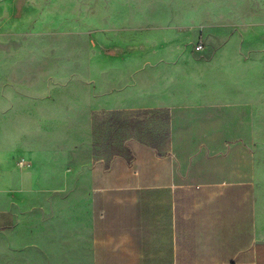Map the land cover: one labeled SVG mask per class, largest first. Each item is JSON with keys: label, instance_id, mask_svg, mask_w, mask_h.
Returning <instances> with one entry per match:
<instances>
[{"label": "rangeland", "instance_id": "1", "mask_svg": "<svg viewBox=\"0 0 264 264\" xmlns=\"http://www.w3.org/2000/svg\"><path fill=\"white\" fill-rule=\"evenodd\" d=\"M166 60L185 92L255 107L264 166V0H0V187L87 196L91 163L152 127L106 101L147 92L135 79Z\"/></svg>", "mask_w": 264, "mask_h": 264}, {"label": "crops", "instance_id": "2", "mask_svg": "<svg viewBox=\"0 0 264 264\" xmlns=\"http://www.w3.org/2000/svg\"><path fill=\"white\" fill-rule=\"evenodd\" d=\"M163 62L135 79L147 92L106 101L152 127L91 163L87 196L75 183L54 207L44 179L0 187V264H264L255 107L215 83L185 92Z\"/></svg>", "mask_w": 264, "mask_h": 264}, {"label": "trees", "instance_id": "3", "mask_svg": "<svg viewBox=\"0 0 264 264\" xmlns=\"http://www.w3.org/2000/svg\"><path fill=\"white\" fill-rule=\"evenodd\" d=\"M113 114H114V115H113V117H114L115 115L120 114V113H118V112H114ZM114 120H115V119H114Z\"/></svg>", "mask_w": 264, "mask_h": 264}]
</instances>
